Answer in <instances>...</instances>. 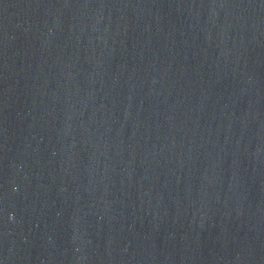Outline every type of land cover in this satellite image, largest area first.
I'll list each match as a JSON object with an SVG mask.
<instances>
[{"label":"water","instance_id":"obj_1","mask_svg":"<svg viewBox=\"0 0 264 264\" xmlns=\"http://www.w3.org/2000/svg\"><path fill=\"white\" fill-rule=\"evenodd\" d=\"M0 264H264V0H0Z\"/></svg>","mask_w":264,"mask_h":264}]
</instances>
